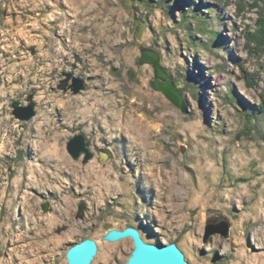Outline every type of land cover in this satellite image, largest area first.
<instances>
[{
  "label": "rangeland",
  "instance_id": "obj_1",
  "mask_svg": "<svg viewBox=\"0 0 264 264\" xmlns=\"http://www.w3.org/2000/svg\"><path fill=\"white\" fill-rule=\"evenodd\" d=\"M260 18L264 0H0V264H69L86 238L91 264H124L131 241L104 237L127 224L191 264H264Z\"/></svg>",
  "mask_w": 264,
  "mask_h": 264
},
{
  "label": "water",
  "instance_id": "obj_2",
  "mask_svg": "<svg viewBox=\"0 0 264 264\" xmlns=\"http://www.w3.org/2000/svg\"><path fill=\"white\" fill-rule=\"evenodd\" d=\"M140 52L139 64L150 65L154 69L153 88L162 92L176 107L186 112L182 95L173 80L168 78L160 64L158 54L147 47H141ZM80 89L81 86L75 87V92H79ZM35 114L33 105L24 109L17 108L15 111L17 118L23 121H29ZM68 151L75 160H78L83 154H86L87 158H91L89 145L82 135L73 138L68 143ZM211 233H221L223 236H227L229 226H219L210 230L208 235ZM129 238L133 239L134 246L127 262L124 264H191L177 244L146 242L141 238L140 233L133 228L111 229L107 232L104 240L117 242ZM98 250L97 241L86 238L69 247L67 261L69 264H91L97 256Z\"/></svg>",
  "mask_w": 264,
  "mask_h": 264
},
{
  "label": "flooded vegetation",
  "instance_id": "obj_3",
  "mask_svg": "<svg viewBox=\"0 0 264 264\" xmlns=\"http://www.w3.org/2000/svg\"><path fill=\"white\" fill-rule=\"evenodd\" d=\"M126 228H133L135 230H137L140 235H141V238L146 241V242H151L149 239H148V236H147V233H145V230L142 228V226L138 225L137 224H127L125 227H118V228H115V229H118V230H123V229H126ZM111 230V229H110ZM129 240L131 241V243L133 244L134 246V243H133V239L132 238H129ZM121 242L120 241H117V242H110V243H113L115 245H118L119 243ZM153 243V242H151ZM69 249V248H68ZM121 251V248L120 247H117L115 249H113V251L111 253L115 254V252H117L116 254H119V252ZM110 253V254H111ZM131 254V253H130ZM187 259V258H186ZM44 262H46V264H54V261L51 259V258H45L44 259ZM108 264L112 263L110 262V259L106 261ZM104 264V263H103ZM119 264V263H118Z\"/></svg>",
  "mask_w": 264,
  "mask_h": 264
},
{
  "label": "trees",
  "instance_id": "obj_4",
  "mask_svg": "<svg viewBox=\"0 0 264 264\" xmlns=\"http://www.w3.org/2000/svg\"><path fill=\"white\" fill-rule=\"evenodd\" d=\"M258 23H259V26H262V25L264 26V19H263V18H260ZM198 25H199V24H198ZM259 35H260V36H263L264 34L261 32ZM261 40H262V39H261Z\"/></svg>",
  "mask_w": 264,
  "mask_h": 264
}]
</instances>
